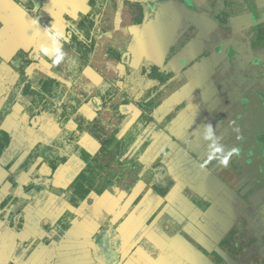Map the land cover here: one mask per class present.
<instances>
[{
	"label": "rangeland",
	"instance_id": "374dc122",
	"mask_svg": "<svg viewBox=\"0 0 264 264\" xmlns=\"http://www.w3.org/2000/svg\"><path fill=\"white\" fill-rule=\"evenodd\" d=\"M222 1L223 0H218L217 2V5L220 4V8L225 7L221 4ZM230 1L232 2L234 0ZM257 1L258 0H250L249 5L256 7L255 3ZM101 2L102 8L104 6L102 13L106 14H103L100 18L96 16L99 20L95 21L91 33H93V36H98L99 32L103 31V29L110 24L116 29L114 31H109L108 33L105 32L103 34L104 36H102L103 38L97 39L95 51L90 58V69L87 66H83L82 60L76 62L74 60V55L69 53L70 56H68L66 50H64L66 55L61 64L56 66L52 63L47 66L39 65V67L32 72L31 79L33 80V83H36L38 78L40 81L48 76H59L62 82L61 84L59 83L54 90L48 87L44 88L47 99L44 101L39 100V103L42 105L53 104L54 106V101L62 100L63 104L67 107L66 113L60 119L61 121L64 120L65 126L63 125L62 127H58L54 123L52 114L47 109L44 110L45 112H43V114H39V124L36 123L40 126L39 136L41 138H39V143H42L43 141L46 146L39 149V155L41 154V156L46 159L54 154L67 156L68 162H71L72 166L74 165V168L79 171L80 179L83 180L80 184H77V186H73L72 190H69V185L67 184L69 181L73 180L72 178L74 177V174H66L67 178L64 177L66 181H62L61 179L60 183H53V181L49 179L51 177L46 179V177H48L47 175L39 176V184L48 186L50 189L48 191L54 194L53 198L50 199L51 205L49 208H74L73 204L67 202L69 196H72L78 203L80 201L78 199H83L85 196L84 188H86V185L92 184L96 187H92V189L97 191L96 194L91 193L90 195H87L81 205H84V214L92 213L91 217L95 222H98L99 224L103 223L107 226L111 233L109 240H116V238L122 234L118 233L120 231V226L114 225L117 216L109 215L116 208H121L119 216L122 217H126L134 212L129 218V221L134 222L133 224L135 225V228L133 227V230H131V227H129V229H126L127 227H125L124 232L127 231L129 233L128 235L134 233L133 236L139 239V246L141 247H146L144 246V243L147 244V240L152 243L155 239L154 234L157 235L160 233L161 236H165V232L168 236L183 237V239L197 244L199 248H204L206 250L209 248V250H211L208 245L202 242L199 235V231L201 230L189 225L184 226L182 217L179 216V214L177 215L176 211L172 208L167 207L162 196H159L157 193L144 194V192V195L142 194L143 196L136 197L137 193L135 189L140 187L141 183L137 184L136 178H144L142 181L149 179V168H152L151 164L157 163L161 166L164 165L165 159L163 157H158L163 147L161 149L159 148L165 143L164 124L167 125L172 122V128L174 129L172 135L175 134L174 136L178 139V137L183 134V131L180 128L174 127L180 122V118L178 119L179 113L183 112L181 118H184L185 125L191 121L193 116L197 115V119L191 124L194 126L193 129H191V126V130L186 137H184V140H181V144L184 147L182 152H188L190 156H192V152H194V156H197L196 151H198V146H204L201 142L205 140V125L209 123L212 126H217V128H213L215 132L214 139L221 134L220 138L222 139V137H224L223 139H226V141L223 142L224 145H227L232 140L234 143L229 145L230 149L233 147H239L240 151L237 153L236 157H230L227 167L221 165L218 159L214 164L212 163L204 168L214 174L217 172L220 179L226 183L230 189L236 191L244 201L246 200L245 203L248 205V208H254V210H257V213L261 217V219L255 223L257 227L261 228V233H258L257 240L261 241L263 239L264 243V149L262 148L264 145H256L252 143V141H256V139L253 140V134L261 136V139L264 140V45H259L255 42L256 37L257 39H263V41L264 38L262 36H256V24H252L244 32H236L239 29H231L233 31L231 34L235 35V38L229 39L228 42L230 45L225 48V52L222 51L211 54L210 63L213 69V75L210 78L213 79V83L211 80L202 79V76L199 75V73L201 74L206 70L202 71L201 68H188L186 71L174 72V70H171V68L164 64L160 68L159 75L167 76L170 74V79L164 84H156V81L147 80L145 76L140 74L138 72L140 69L135 72L132 70L124 72L125 68L122 64L107 62L106 48L110 42H115L120 49H122L127 43V36L129 33L128 28L130 29L133 22L131 10L135 11L137 9L133 8V5L134 7L136 6L135 3L137 0H102ZM141 3L144 4L140 6L143 7L142 10L147 17L150 7L144 0H141L140 4ZM243 7L235 6L232 9L231 14L239 16L244 10ZM94 9L96 11L100 8H98L97 5ZM256 10L258 11V14H264V3H261V7H256ZM218 11H220V9H218L217 6L215 7L214 12ZM39 16L44 23H48L47 26L51 25L56 30L64 33V36H66L68 41V33L64 32L63 29L66 28V26L71 25L72 22L70 20H65L64 24L61 26L59 22V25L58 23L50 22V19L47 16L45 17L44 14ZM110 17L111 21L114 22H108ZM229 24L231 27H239V25H236L237 23L233 24V20H231ZM72 27L76 29L78 35L83 34V28L79 26L76 28L74 25ZM260 29L264 30V28L261 27ZM159 47L161 50L165 48L162 43H160ZM11 54L12 50L6 51L4 57L8 58ZM162 55H164V53ZM229 56L230 58L227 60V57ZM127 58V54L124 53L123 60L125 62H127ZM162 58H164V56H162L161 59ZM142 64H145V62L143 61ZM21 72L25 71H14L16 78H20V76L23 75ZM184 72H187V74L190 75L186 76ZM1 76L0 93L5 91V88L7 87L6 85H2L3 77ZM67 77L68 79L66 80ZM12 78H14V76L5 79L8 81L7 85H9V83L14 84ZM104 81L110 83V90L113 91V96H115L113 100L114 103H121L123 108L125 107V110H134L136 109L135 107L139 109L145 108L146 113H148L147 109H149L151 111L150 115L152 116L154 115V112L168 109L169 105L171 106L173 119L172 116L171 118L167 117L163 119L162 116L164 113H162L161 117H158L157 114L154 116L153 120H155L156 123L155 129L158 131L157 135H155L156 138L148 145L146 150L142 147V142L145 137L146 139L151 137V127L150 129L147 127V129L143 130L144 135L142 138L137 136L133 137V131L129 130V132H125L126 129L123 130L119 124V126L116 124L117 117L110 115L112 111L109 110V108H111L112 105L110 107L108 106V109L106 110L102 109L105 108V106L102 107L100 93L105 90L106 85H104ZM36 87L38 86H35V88ZM18 88H20V86ZM97 90H99L100 93H97ZM111 91H109L110 94L112 93ZM148 99L153 102L159 101V104L146 105ZM26 100V103H29V97H27ZM78 100H85V106H81V103L76 105ZM6 102L7 101H0V109L3 107V104H6ZM175 105L178 106L176 107ZM74 106L75 109L81 106L79 108L80 110L84 107L87 109L86 114H90L91 116L96 115L101 111L103 119L100 126H88L86 128V133L82 135L83 137L77 139L75 144H68L69 128L75 125V122L78 120L77 114H75V112L73 113L71 110ZM203 108L206 109L204 113V110L201 113L197 111H201ZM126 121L122 120V123H125ZM143 122L144 124L148 123V121L145 122L144 120ZM78 123L80 124L79 120ZM249 129L254 133H251L246 137V131ZM17 134L20 136L19 133ZM30 134L27 135L29 140L32 139ZM122 135L123 137H121ZM93 136H96L98 139H102L101 137H103L102 140L108 139V147L113 148V150L115 149L112 154L110 152L106 158H103L100 161L91 160L92 154L91 151L89 152V149H91L94 144ZM244 136L246 137V141ZM117 137H120V139L117 140ZM241 137L242 140L240 141ZM126 138L129 139L130 147L128 155L124 158V156L122 157V147L124 145L123 143L127 141ZM14 141L16 142L13 143L11 150H5L8 153H4V151H2L3 153L1 152L2 154L0 157L2 163H6L10 159L11 154H9V152H16L19 148L21 149L17 152L18 156L16 155L15 157L20 158L21 162L22 160H25L22 156L26 155L27 151H25L23 147H29L31 157L34 158L32 154L37 155L36 150H38V147L35 142H32L31 144L29 143L27 146L23 145L19 147L21 145L19 140L15 137ZM2 142L3 140L0 138V143ZM153 144H155V146H153ZM210 152L211 149L205 154L204 158H197L200 165L194 163V165H189L188 168L192 170V166L196 167V169L201 167V162ZM225 155H227V153L224 152L221 154V157ZM138 157L139 159H137ZM187 157L189 158V156ZM33 160L37 159L34 158ZM96 160L99 159L96 158ZM138 160H141L138 170L132 169L133 164L140 162ZM33 164L34 163L30 165V171L32 174L36 172L33 169ZM160 170L162 171L161 168ZM195 171L196 170H192L190 172ZM241 176H248L242 185L240 184ZM171 178L175 181L177 179H182L184 181L185 179L183 176H178L176 178L175 176L169 177L167 172L165 173L162 171L159 179L160 183L156 176V180L162 186H167ZM247 181L251 182L247 184ZM108 183H110L113 190L111 192L107 191L100 194L101 190L98 186L103 187ZM58 185L64 186L65 189L62 188L63 190H60L59 188L61 187H58ZM247 185L248 187H246ZM104 188L105 187H103V189ZM188 188L189 194L193 195L194 193H200L202 206H206L208 200L214 199L218 196L215 193H210L202 187L198 188V190H194V188L189 185ZM126 189H132L135 192L130 193L128 196L124 194ZM244 190H246V192ZM154 191L157 192L158 189L156 188ZM116 194L119 196L121 194V197L116 196ZM38 196L41 195L38 194ZM47 197L48 192L39 199V208H41L46 202ZM135 199L138 205V210H133L129 213L130 211H128L127 208H132L131 203L134 202ZM138 199L140 200L138 201ZM86 204H94L93 209L85 207ZM147 208L149 209L147 210ZM202 213L203 212L200 211L197 214V217L190 216V219L199 220ZM153 215L154 217L157 215V219L154 218ZM167 222L168 226L165 228ZM233 227L229 229V232L227 230L228 233L224 236L229 237L232 235ZM236 231L238 233H235V238L241 237L242 232L239 230ZM63 232L61 226L57 227L53 238H59L62 236ZM98 235L96 234L93 237V240ZM237 244H240V242ZM232 247L229 246V248ZM147 248H149L147 251L151 253L154 246L150 244V246L147 245ZM150 248H152V250H150ZM256 250H258V247L255 243L248 245L245 244L244 246L242 245L240 250H231L232 256L230 262L232 264H264V259H260L263 258L262 256L259 257L256 255L259 258H254ZM153 251L156 252L154 256L160 259V264H172V262H166L167 258L164 256L162 257L163 254H167L169 259L173 261L172 257H170L172 255L169 251L155 249ZM262 252L264 253V249ZM217 263L216 256L212 254L209 257L208 264ZM155 264H158V261H156Z\"/></svg>",
	"mask_w": 264,
	"mask_h": 264
},
{
	"label": "flooded vegetation",
	"instance_id": "af4514ba",
	"mask_svg": "<svg viewBox=\"0 0 264 264\" xmlns=\"http://www.w3.org/2000/svg\"><path fill=\"white\" fill-rule=\"evenodd\" d=\"M101 1L102 0H79V3L75 4V9L71 11H64V3H63V7L56 8V10L55 8H52V9L47 8L45 4L42 3L40 4V11L39 13H37L34 9L36 5L33 0H13L15 4H17L27 13L28 15L27 21L26 19L23 20L24 18H20L19 13H12V12L11 14L6 15V20L10 19L11 22H15L18 20V23L20 22L19 25L18 23H14L13 25H10V27H6L5 29H3L4 23L0 21V71H1L0 76L2 75L1 77H3L2 85L7 86L5 88V91L0 93V101H3V102L7 101L6 104H3V107H1L0 109V138H2L3 140V142L0 143V156L3 153L2 151H4V153H8L5 150L7 151L11 150L13 143L16 142L14 141L15 137L17 138V140H19L21 144L19 147L23 145L27 146L29 145V143L31 144L32 142H35V144L38 147V150H36L37 155L32 154V156H34V158H36L37 160H33L34 158L31 157V154L29 152V147L28 148L23 147V149L27 151V153L26 155L22 156L25 159V160H22V162L20 158L15 157L16 155L18 156L17 152L21 148L17 149L16 152L14 151L9 152V154H11L10 159L6 163H2L1 157H0V166H2L1 171L7 174L6 181L9 182L10 184L8 192L4 191L2 198H0V220L3 221L5 218V214H6L5 208L7 209L14 208L13 212H10L7 218L10 223V226L13 227L15 231H18L22 227V223H23V217L21 216L18 218L17 222L14 224V217L17 215L20 209L38 208L39 199L43 197V195H45L47 192H48V197L46 198V202L42 205L41 208H49V206L51 205L50 199L53 198L54 194L48 191L50 190L48 186H45L44 184H39V180H38L39 176L47 175L48 177H46V179L51 177L49 179H51L53 183L55 182L60 183L61 179L62 181H66L65 179L67 178L66 174L67 175L74 174V177L72 178L73 180L70 179L71 181H69V183L67 184L69 185L68 186L69 188L67 187L69 190H72L73 186L75 187L77 186V184H80L83 181L79 177V171H77L74 168V165L72 166L71 162H68L67 156L62 155V154H54L53 156H49V158L46 159L45 157L41 156V154L39 155L40 153L39 149L46 147L43 141L42 143L41 142L39 143V138H41L39 136L40 126L36 124L39 122V114H43V112H45L44 110L47 109L48 111L51 112L52 117L54 119V123L58 127H62L64 125V120L61 121L60 119L66 113L67 107L63 104L62 100L54 101L55 103L54 106L53 104L42 105L41 103H39V100L44 101L45 99H47L46 97L47 95L45 96L44 88L48 87L54 90V88H56V86H58V84L59 83L61 84L62 82L59 76H48L47 78H43L40 81L38 78L36 83L35 82L33 83V80L31 79L32 72L36 68H38L39 65L47 66L51 63L50 58L41 57V56L39 57L37 55V52L39 51V47L41 43L39 42L38 30H35L33 28L32 18H34L37 15L44 14L45 17L47 16L50 19V22L52 23L59 22L61 26L64 24L65 20L67 21L70 20L72 22L71 25L66 26V28L63 29L64 32L68 33L67 35L68 41L66 39V36H65V39L61 41L63 50H66V53L68 56H70L69 53L71 55H74V60L76 62H78L79 60H82L83 66L84 67L87 66L90 69V66H89L90 58H91V55L95 51L97 39L103 38L102 36H104L103 34L105 32L108 33L109 31H114L116 29L114 26H112V24H110L109 26L107 25L105 29H103L104 32L100 31L98 36H93V33H91V30H93L92 28L95 25V21L99 20L97 19L96 16L100 18L103 14H106V13H102L104 10L103 9L104 6L102 8ZM129 1H133V0H129ZM140 1L141 0H137V2L135 3L136 5L135 7L132 4L133 8L134 9L137 8V9L135 11L131 10L133 22L130 26V29L128 28L129 33L127 36L128 38L127 43L123 46L122 49H120L118 45L115 44V42H110L106 48V55H107L106 57H107V62H113L115 64H122L125 68L124 72L128 70L130 71L132 70L135 72L138 69H140L138 71L140 74L145 76L147 80L156 81V84H161V83L164 84L170 79V74L167 76L159 75L160 68L164 64H166L169 68H171V70H174V72L186 71L188 68L189 69L190 68L192 69L201 68L202 71L206 70L205 72H202L201 74L199 73V75L202 76V79L211 80L213 83V79L210 78L213 75V72H212L213 69L210 63L211 54L224 51L225 48L228 47V45H230V43L228 42L229 39L235 38V35L231 34L233 33L231 29L235 30V27H231L232 24L231 23H230L231 25L229 24V22L236 16V15L231 14L232 13L231 11L235 6L236 7L244 6L243 7L244 10L242 11L240 15L245 14V13L246 14L251 13V17L254 16V18L252 19V24H256V27H257L256 36H262L264 38V30L260 29V27L264 28V19L259 20L260 18L264 17V14L263 13H261L262 15L258 14L256 7L249 5L250 0H245V3H244V0L243 2L242 0H234L232 2L230 0H223L221 3L222 5L225 6L223 8L219 7L220 4L217 5L218 0H205V2L200 8L201 9H206V8L212 9V11H209L208 13L213 18V21L216 22L219 25V27L222 28L223 30H226V31L228 30L229 34H227V36L223 35V37H220L217 41L218 43L216 47L210 48L206 46V48H204L201 51L193 50V51L183 53L180 51L184 49L185 43L189 39L188 37L189 34L191 32L193 33V30L195 29L193 26H188L185 29V31H183L184 33L182 34V36H180L179 38L176 36L173 38L167 36L164 40H162L163 42H161L160 39H157V43L155 47L160 49L159 47L160 43L162 44L164 43L163 45L165 46L164 48L165 51L162 50L160 53H155L156 55H154L152 52H150V50H148L149 48L147 46L148 40L147 38L144 37L141 31V27L148 20L154 19L156 17L160 7L156 6L154 8L153 6L154 4L152 3L153 2L152 0L150 1L144 0L148 3L150 7V10L146 17L145 12H143L142 10L143 7L140 6L144 4L143 3L140 4ZM242 3L245 5H243ZM97 5H98V8L100 9L95 11L94 8ZM217 6H218V9H220V11L214 12L215 7ZM180 15L181 14H178L179 18H180ZM108 22L112 23L114 21H111V17H110ZM9 24L10 23H8L7 21L6 25L9 26ZM47 24H48L47 22L44 23V21L40 19V27L42 28V31H44L43 29L47 26ZM73 25L76 28L78 26L83 28L82 29L83 34L78 35V33L76 32V29L72 27ZM245 30L239 29L236 32L238 31L244 32ZM136 33H138V36L136 37L137 38L136 41L143 39L142 45H144V48H145V50H143L144 51L143 54H141L140 56L137 54H135L134 56V53H132L129 50V46ZM215 36H213L212 39H216ZM167 40H170V41L172 40V41L170 44L167 45ZM42 41H46V39L42 38ZM255 42L259 45H264L263 39H257L256 37ZM158 43L159 45H157ZM9 50H12V54L8 58L4 57L6 51H9ZM124 53H126L128 56L127 62L123 60ZM163 53L164 55H162ZM162 56H164V58L161 59ZM229 58L230 56L227 57V60ZM143 61L145 62V64H142ZM22 70L25 71V72H21L23 75H21L20 78L19 77L16 78V76L14 75V71L18 72ZM184 74L186 76L190 75V74H187V72H184ZM10 76H14V78H12L14 80V84L9 83V85H7L8 81H6L5 79L9 78ZM67 79L68 77L66 78V80ZM188 80L190 81L189 78ZM39 83H40V88H39ZM184 83H187V82H184ZM109 84L110 83H108V81H104V85H106L105 90L101 93L99 90H97V93H100V96H101L100 99H101L102 107L105 106V108H102V109L106 110L108 109V106L110 107L112 105V107L109 108V110L112 111L110 115H114V117L115 116L117 117L116 124L117 125L119 124L120 127L123 128V130L126 129L125 132L126 131L129 132V130L133 131L134 132L133 137L137 136V137L142 138L144 135L143 130L147 129V127L148 129H150L151 127L150 129L151 137L147 139L145 137V139L142 142V147L146 150L148 145L152 143L154 139L156 138L155 135H157V131H158L157 129H155L156 123H155V120H153L154 116L157 114L158 117H161L162 113H164L162 116L163 119L167 117L171 118L172 116L171 106L169 105L170 109L168 108V109H163L161 111L154 112V115L152 116L150 115L151 111L147 109L148 113H146L145 108L139 109L134 106L136 108L134 110H125L124 109L125 107L123 108L121 103H118V104L114 103L113 100L115 96H113V91L110 90L111 87ZM19 86L20 88H18ZM35 86H38V87L35 88ZM109 91H111L112 93L110 94ZM27 97H29L30 99L29 103H26ZM85 102H86L85 100L83 101L78 100L76 105L81 103V106L82 105L85 106L84 104ZM156 104H159V101L153 102L150 99H148L146 103V105H156ZM79 108L77 107V109H75V106H74L71 109L73 113L75 112V114H77V119L80 121V124L78 123V120H77V122H75L76 124L73 125L71 128H69L70 131H69L68 140H67L68 144L69 143L75 144L77 142V139L83 137L82 135L86 133L87 131L86 128L88 126H92V125H94V127L100 126L101 121L103 119V115L101 111L98 112L96 115L91 116L90 114H86L87 109L82 107L80 110ZM197 111H199L200 113L203 111L204 113L206 109L203 108L201 111L200 110H197ZM182 114L183 112L179 113L178 119L180 118V122L174 127V128H180L183 131V134L180 137H178V139L176 136H174L175 134L172 135V131L174 130L172 128V124H171L172 122L167 125L164 124L163 129L165 132V136H164L165 143L163 146L161 145V147L159 148L161 149L163 147L158 155V157H163L165 159L164 165L161 166L160 164H157V163L151 164L152 168L151 169L149 168V173H150L149 176L152 179L150 178L146 179L144 180L145 181L144 182L142 181L144 178L142 177L136 178L137 184L141 182L140 187L135 189L137 193L136 197L143 196L146 193L148 194L157 193L159 196H162L163 201H165L167 204V207L172 208L174 211H176L177 215L179 214V216L182 217L184 226L189 225V226H193L195 228L201 229L202 225L200 224L201 222H203V219H202L204 217L203 214L206 211L205 209L210 206L211 200H208L206 202V206H202L200 193L198 194L194 193L193 195L189 194V188H188L189 185L192 188H194V190H198V188H201V187L205 188V187H204V184H202V182H199L198 180L199 178H202L200 167L196 169V167L192 166V170H196V171L190 172L192 170L189 169L188 166L191 164L194 165V163L200 165L198 159L205 157V154L211 149L212 141L210 140L202 141L201 143L204 145L203 146L204 148L201 145L198 146V151H196V154H197L196 157L194 156V152H192V156H190L188 152H185V151L182 152L184 147L181 144V140L182 139L184 140V137H186L188 132L191 129H193L194 126H192L191 124L195 122L197 119V115L193 116L191 121L185 125L184 118H181ZM126 118H127V121H126ZM172 119H173V116H172ZM122 120H125L126 122L122 123ZM143 120L145 122L148 121V123L144 124ZM191 126L192 128L190 129ZM213 128H217V126L213 125ZM246 132H247L246 137L250 135L251 133H254L252 132L251 129L247 130ZM17 133H19L20 136H18ZM29 134L32 136L33 140L28 139L27 135ZM123 135L121 137H123ZM220 135L221 134H219V136H216L214 140L218 144L223 145L224 152L228 153L229 151H231L229 145L234 142H232L231 140V142H229L227 145H224L223 142L226 141V139H223L224 137H222L223 139L222 141V139L220 138L221 137ZM246 137H245V141H246ZM101 138L103 139V137ZM102 139H98L96 136H93L94 144L92 147L90 146L91 149H89V152L91 151V154H92L91 160L93 161H100L101 159L106 158L110 152L112 154V152L115 150V149L113 150V148L111 147L110 148L108 147V144H109L108 139L106 140H102ZM119 139L120 137H117V140ZM126 139L127 141L123 143L124 145L122 147V154H123L122 157L124 156V158L128 155V152H129L128 150L130 147L129 139L128 138ZM254 139H256L257 142L252 141V143L256 145H259V144L264 145V140L261 139V136H258L257 134H253V140ZM241 140H242V137L240 141ZM155 144H153V146H155ZM262 148L264 149L263 146ZM187 156H189V158ZM236 156H237V153H234L231 157H236ZM96 158L99 160H96ZM137 159H139V157ZM138 161L140 162H137L136 164L132 165V169L138 170V166L141 164V160H138ZM215 161L213 162V164L215 163ZM32 163H34L33 169L34 171H36L33 174L30 171V165H32ZM160 168L165 173L167 172V175L169 177L175 176L176 178L178 176H183L185 179L184 181L182 179H177L175 181L173 178H171L168 184L169 186L168 185L162 186L159 180L162 174V171L160 170ZM207 174L209 175L211 180L213 179V181L217 179L221 180L219 175H217V172L214 174L208 171ZM22 175L24 176L23 180L21 179ZM156 176L160 183L156 180ZM247 177L241 176L240 178L241 185L246 181ZM250 182L251 181H247V184ZM210 185L211 184H208V186ZM59 186L61 187L59 189L63 190L62 188H64V186L58 185V187ZM19 187L22 188V191L25 195L20 196L17 194L16 191ZM92 187L96 188L95 185H92V184L86 185V188H84L85 196L83 197V199L81 198L78 199L80 200L78 203L77 201H75V199L72 196H69L67 202L69 204L70 203L73 204L74 208H58V210L62 209V211L59 213V215H55L52 221L54 222L53 225L56 229L57 227L61 226V228H63V231L70 230L71 228L74 229V227H77L75 231L84 228L82 229V231L83 232L85 231L86 244H87L84 252L87 254V257L89 259V260H86L87 261L86 264H97L95 262L97 259L100 262L98 264H133L132 258L136 256V253H135L136 250L138 249L140 251L142 249H149L147 248V245L150 246V244L154 246L153 250L154 249L162 250V251L167 250L169 251V253H171L172 256L170 257H172L173 261L169 259L167 254L162 255V257L164 256L165 258H167L166 262L167 261L172 262V264H192L190 261H187L182 254V252L185 251V249L177 250L178 247L176 248L175 246H171L170 244H162L158 240L159 237L157 236H155L154 241H152L153 244L147 240V244L144 243V246L146 247H141L139 246L140 244L139 239L133 236L134 233H132L131 235H128L129 233L127 231L124 232L125 227H127L126 229H129V227H131V230H133V227L135 228V225L133 224L134 222H130L129 218L131 217L132 213H134V212L131 213V211L138 210L136 199L134 202L131 203L132 208H127L128 211H130L129 213L131 214L127 215L126 217L119 216L121 212V208H116L112 213L109 214L110 216L111 215L117 216V219L115 220L116 222L114 223V225L120 226L119 228L120 231L118 233L119 234L122 233L116 238V240L115 239L109 240L111 233H110V230L107 228V226L104 225L103 223L99 224L98 222H95L91 217L92 213L84 214L85 212L83 208L84 205H81L83 204V201L85 200L87 195H90L91 193L96 194L97 191L92 189ZM98 187L101 190L100 194H103L107 191L111 192L113 190L110 183L103 186L105 187L104 189L102 186H98ZM246 187H248V185ZM156 188L158 189L157 192L154 191ZM244 191L246 192V190ZM133 192L135 191L132 189H128V190L126 189L124 191V194L129 196L130 193H133ZM38 194L41 196H38ZM121 194L120 196L116 194V196L121 197ZM139 200L140 199H138V201ZM85 207H89V209H93L94 204L93 205L86 204ZM148 209L149 208H147V210ZM200 211L203 212L202 216L200 217L201 220L200 219L199 220L190 219V216L197 217V214ZM154 218L157 219V215ZM44 220L45 219L41 221L42 222L41 226L44 229H48L50 227L51 221H49L48 219V221L45 222ZM225 221L227 222V224L226 223H223V224H225L226 226L228 225L230 226L228 219H225ZM246 223H247L246 218L240 217L237 220V222L233 224L234 227L233 225L231 226L234 228L233 229L234 235L232 234L229 237L224 236L226 233L229 232V229L231 228L229 227L228 229H226V232L222 235L223 238L220 236V239L218 241L219 243L218 247L222 251H224L225 255H229L230 258L232 256L231 250L232 251L234 249L240 250L242 245L244 246L245 244L248 245L251 243H255L258 247V250H256L254 254V258L256 259L260 257L258 253H259L260 248L264 244L263 239L261 241H258L257 240L258 236L256 237L252 236L248 241H244V239H242L244 236V233L242 232L243 226H245ZM167 226H168V222L166 223L165 228H167ZM236 230H239L242 232L241 237L235 238V233L237 232ZM96 234L97 235L99 234V235L93 240V237ZM164 235L166 237L168 236L165 232H164ZM102 236L103 237L106 236L108 243L110 244V247L102 248L101 252H96L97 253L96 255L93 247L94 245H97V243H99L101 239H103ZM181 238L183 239V237ZM49 241L50 239L47 236H44L42 239H39V245L40 244L46 245L49 243ZM239 242L240 244H237ZM192 244L195 245L208 259L212 254H214L217 258V262H218L217 264L221 263V261H225V259H223V257L221 258L219 254L216 251H214V249H212L211 247H210L211 250H209V248L206 250L204 248H199L197 244H194V243ZM229 246L231 247L233 246L234 249L233 247L229 248ZM5 248H7V246H5ZM118 248H119V251H118ZM150 250H152V248H150ZM153 250L150 253V255L152 256H154L156 253ZM111 251L116 252V254L113 257L110 254ZM256 255L259 257H257ZM156 258L159 259L158 257ZM260 259H264V258H260ZM41 262H39V264H45L46 263L45 258H43ZM141 262H143L144 264H155L147 260L141 261ZM143 263H140V264H143ZM9 264H15V263L9 262Z\"/></svg>",
	"mask_w": 264,
	"mask_h": 264
},
{
	"label": "crops",
	"instance_id": "0c3cea01",
	"mask_svg": "<svg viewBox=\"0 0 264 264\" xmlns=\"http://www.w3.org/2000/svg\"><path fill=\"white\" fill-rule=\"evenodd\" d=\"M35 5L44 3L47 8H59L63 7L64 11H71L75 9V4L79 3V0H33ZM150 1V0H149ZM154 8L160 7L158 14L154 19L148 20L141 27V31L145 38H147L149 47L148 50L155 53H160L162 50L155 47L157 39H160L161 42L167 36L169 37H180L184 33L185 29L188 26H193V33L189 34V39L185 43L184 49L180 52H189V51H201L206 46L216 47L217 41L223 35L227 36L229 31L223 30L219 25L213 21V18L209 15V11L212 9H201L205 0H152ZM261 3H264V0H258L255 4L256 7H261ZM74 6V7H73ZM153 9V8H151ZM58 10V9H57ZM63 11V9H62ZM12 13H19L20 18L23 20L28 18L27 13L13 2V0H0V21L4 23L3 29L10 27L14 23H18V20L11 22L10 19L6 20V15ZM21 13V14H20ZM24 13V14H23ZM176 14V16H175ZM180 15V18L178 17ZM262 15V14H260ZM12 18V17H11ZM251 13L242 14L235 16L233 24L237 23L239 27L236 29H248L252 25ZM264 19V17L259 20ZM8 21L9 26L6 25ZM20 23V22H19ZM18 23V25H19ZM38 30L39 42L41 44H47L51 47V41L47 38V35L42 28H36ZM179 30V31H178ZM32 33V31H31ZM141 33V32H140ZM142 35V34H141ZM216 35V36H215ZM136 33L133 37V40L129 46V50L137 55L143 54L145 50L143 39L136 41ZM215 36L216 39H212ZM42 38H45L46 41H42ZM42 41V42H41ZM172 41V40H171ZM170 40H167V45L171 43ZM164 44V43H163ZM158 45V44H157ZM209 48V49H210ZM165 51V49H163ZM137 59V58H136ZM136 61V60H135ZM0 166V198H2L4 191L8 192L10 184L6 181V175L2 172ZM202 178H199V182L204 184L206 190L210 193H215L218 195L214 199H211V206L206 208L204 212L203 222H201V231L199 235L202 239V242L214 249L219 256L225 261H221L219 264H232L231 258L229 255H225L218 247V241L220 236H222L226 229L231 227L240 217L246 218L247 223L243 226L244 236L242 239L248 241L252 236H257L258 233H261V228L257 227L255 224L256 221L260 220L261 217L257 213V210L254 208H248V205L245 201L239 196V194L230 189L226 183L222 180H211L208 171L204 167H200ZM24 176H21L23 180ZM208 184H211L208 186ZM17 194L22 196L25 195L22 191V188L17 189ZM14 208H5L6 214L4 220H0V264H9V262H14L15 264H39L43 258H45V264H86L89 260L87 254L84 252L86 244V234L82 229L77 231L76 228L64 231L62 236L59 238H53L55 233V227L53 225V218L55 215H59L62 211L58 208H22L18 211L17 215L14 217V224L17 222L19 217H23L22 227L15 231L13 227L10 226L8 221V214L13 212ZM252 218V219H251ZM51 221L50 227L44 229L41 226V221ZM225 219H228L230 226H226L223 223L227 222ZM257 232V233H256ZM155 236L159 237V241L162 244H170L175 246L177 250H184L182 252L183 256L187 261H190L192 264H208L209 259L190 241L184 240L181 237H169L161 236L160 233ZM44 236H47L50 241L48 244L39 245V239H42ZM153 243V242H152ZM156 243V241H155ZM7 246V248H5ZM110 244L106 236L103 237L94 245L93 249L96 252H101L102 248H109ZM10 248V250H9ZM41 249V251H40ZM264 244L259 250V255L264 258ZM148 249L136 250V256L132 258L133 264L143 263L141 261H149L158 264L161 263L160 259L150 255ZM119 251V248H118ZM263 253V255H262ZM90 254V253H89ZM110 254L112 257L116 254L115 251H111ZM118 254V253H117ZM117 256V255H116ZM97 264L100 263L98 259L95 261ZM42 263V262H41ZM144 264V263H143ZM167 264V263H166Z\"/></svg>",
	"mask_w": 264,
	"mask_h": 264
},
{
	"label": "clouds",
	"instance_id": "9594fccd",
	"mask_svg": "<svg viewBox=\"0 0 264 264\" xmlns=\"http://www.w3.org/2000/svg\"><path fill=\"white\" fill-rule=\"evenodd\" d=\"M34 9L37 13H39L40 4H37L34 7ZM32 24L36 28L40 27V16L39 15L32 18ZM43 30L46 33L47 38L51 41V47H49L47 44H41L39 47V51L37 52V55L41 57L50 58L51 63L54 66L59 65L64 60L65 55H66L65 51L63 50L62 44H61V41L65 39L64 33L60 32L59 30H56L51 25L46 26ZM205 129L206 130L204 134V139L212 141V145H211V152L201 162V167H207L217 159H219V163L221 165L227 167L230 157L234 153H238L240 151L239 147H233L231 151L227 153V155L221 157V154L224 153V146L221 144H218L214 140L215 133L213 130V126L209 123L205 125Z\"/></svg>",
	"mask_w": 264,
	"mask_h": 264
}]
</instances>
